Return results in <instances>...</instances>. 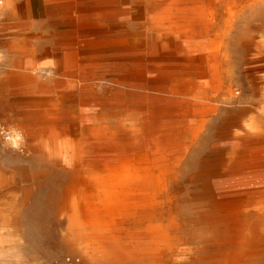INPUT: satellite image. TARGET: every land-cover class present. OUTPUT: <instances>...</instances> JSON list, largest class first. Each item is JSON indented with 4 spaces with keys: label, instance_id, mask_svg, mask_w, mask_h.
Masks as SVG:
<instances>
[{
    "label": "bare ground",
    "instance_id": "1",
    "mask_svg": "<svg viewBox=\"0 0 264 264\" xmlns=\"http://www.w3.org/2000/svg\"><path fill=\"white\" fill-rule=\"evenodd\" d=\"M44 1L9 0L10 18L35 5L40 7ZM51 1L61 2L57 10L68 12L64 15L72 20L64 28L69 35L77 36L64 39L66 48L61 49L54 62H48V73L35 76L8 70L0 78V90L24 85L29 102L44 106L36 119L26 120L25 132L35 133L38 121L42 122L39 133L43 136L50 133L54 141H27L28 145L35 150L41 147L54 166L72 172L63 189L59 214L79 218L85 227L104 230L102 233H109L110 242L121 245H115L118 248L112 254L105 248L96 254L75 236L69 238V243L80 246L86 260L94 264H104L111 256L115 262L109 264H198L204 251L201 248L195 251L190 245L193 240L190 184L194 180L199 183L198 213L202 216L206 214L207 189L214 193L216 211L236 199L232 195L236 194L235 188L225 190L218 173L216 189L211 188L207 156L197 158L195 171L189 162L192 142L189 126L196 117L203 119L205 107L221 100L222 94L219 84L204 80L203 73L194 87H172L168 63L180 56L211 61L226 54L224 42L232 26L224 29L219 24L218 12L224 0H161L166 4L165 11L153 19L151 39L134 40L111 32L110 19L120 11L108 9L107 3L98 4L100 7L95 3L96 7L90 10L83 7L74 10L66 8L65 0ZM246 1L252 8L256 2H264ZM137 4L142 18L147 12L144 0H138ZM95 29L105 33L94 35ZM248 30L245 45L249 51L257 32L264 30V18L261 24L251 25ZM68 44L77 49H69ZM86 49L94 53L88 56ZM257 52L264 56V39ZM103 61L118 67L114 81L119 85V95L109 107L119 121L95 125L93 115L101 104L91 96L92 85L88 87V96L81 93L87 88L83 66ZM152 81L158 86L152 88ZM72 96L78 99V119L86 124L87 131L80 137L67 134L60 139L56 124L50 120L56 118L57 109ZM46 106L52 107V111L46 112ZM234 115L223 120L224 123H230ZM218 162V158L214 159L211 168L216 170ZM224 193L229 195L227 201Z\"/></svg>",
    "mask_w": 264,
    "mask_h": 264
},
{
    "label": "rangeland",
    "instance_id": "2",
    "mask_svg": "<svg viewBox=\"0 0 264 264\" xmlns=\"http://www.w3.org/2000/svg\"><path fill=\"white\" fill-rule=\"evenodd\" d=\"M137 1L65 0L64 3L68 9L89 10L96 7L95 3L97 7L107 3L108 9L120 11L110 19L111 32L133 40L151 39L153 19L163 14L166 4L161 0H144L147 12L140 18ZM44 2L10 18L9 0L6 1L0 20V78L8 70L26 71L35 76L48 73V62H54L55 56L66 48L64 39L77 36L69 35L64 28L72 20L64 15L68 12L57 10L61 2ZM248 4L246 0L222 2L219 24L224 29L231 25L232 29L224 42L226 54L221 58L188 60L180 56L168 63L172 87H194L203 73L204 80L219 84L222 94V101L208 104L204 118L196 117L189 126L192 133L189 162L195 171L197 158L207 156L211 188L216 189L218 173L225 190L235 188L236 194L232 195L236 199L216 211L212 201L214 193L207 189L206 214L202 216L198 213L199 183L194 180L190 184V233L193 235L190 245L195 251L197 248L204 251L198 264H264V56L257 52L264 30L257 32L249 51L245 45L248 28L258 26L264 18V2H256L253 8ZM107 23L110 24L108 20ZM99 32L105 33L100 29L93 33ZM67 46L77 49V46ZM85 51L90 53L88 56L94 53L90 49ZM83 67L87 88L81 93L88 96V87L92 85L91 96L101 104L96 106L93 123L116 124L119 118L110 111L109 103L119 95V85L114 81L118 67L110 61ZM156 84L152 81V88ZM28 96L24 85L0 90V264H94L86 260L80 246L69 243L70 237H77L96 254L104 248L112 254L121 244L110 242L109 233H102L104 230L85 227L79 218L59 214L63 189L72 172L54 166L41 147L35 150L28 145L27 141H54L50 133L45 136L39 133L42 122L37 124V120L33 122L37 124L35 133L25 132L26 120L36 119L44 111V106L30 103ZM77 104L78 99L72 96L57 109L56 118L50 120L56 124L60 139L67 134L80 137L87 131L86 124L79 122ZM45 111H52V107L46 106ZM233 113L235 118L224 123ZM217 158L219 165L214 170L211 165ZM224 194L227 201L229 195ZM183 210L186 211L184 207ZM114 262L111 256L104 264Z\"/></svg>",
    "mask_w": 264,
    "mask_h": 264
},
{
    "label": "built area",
    "instance_id": "3",
    "mask_svg": "<svg viewBox=\"0 0 264 264\" xmlns=\"http://www.w3.org/2000/svg\"><path fill=\"white\" fill-rule=\"evenodd\" d=\"M5 6H6V0H0V20L2 19Z\"/></svg>",
    "mask_w": 264,
    "mask_h": 264
},
{
    "label": "crops",
    "instance_id": "4",
    "mask_svg": "<svg viewBox=\"0 0 264 264\" xmlns=\"http://www.w3.org/2000/svg\"><path fill=\"white\" fill-rule=\"evenodd\" d=\"M7 1V0H6Z\"/></svg>",
    "mask_w": 264,
    "mask_h": 264
}]
</instances>
